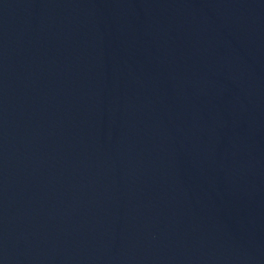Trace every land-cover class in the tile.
I'll list each match as a JSON object with an SVG mask.
<instances>
[{"label": "water", "instance_id": "obj_1", "mask_svg": "<svg viewBox=\"0 0 264 264\" xmlns=\"http://www.w3.org/2000/svg\"><path fill=\"white\" fill-rule=\"evenodd\" d=\"M0 264H264V0H0Z\"/></svg>", "mask_w": 264, "mask_h": 264}]
</instances>
